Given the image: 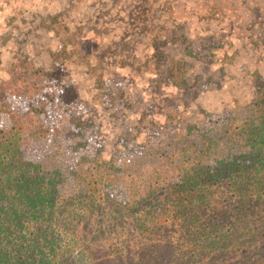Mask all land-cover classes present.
<instances>
[{
	"label": "rangeland",
	"instance_id": "374dc122",
	"mask_svg": "<svg viewBox=\"0 0 264 264\" xmlns=\"http://www.w3.org/2000/svg\"><path fill=\"white\" fill-rule=\"evenodd\" d=\"M260 73L264 0H0V127L21 123L25 156L68 195L95 160L130 201L198 147L241 152Z\"/></svg>",
	"mask_w": 264,
	"mask_h": 264
},
{
	"label": "trees",
	"instance_id": "16d2710c",
	"mask_svg": "<svg viewBox=\"0 0 264 264\" xmlns=\"http://www.w3.org/2000/svg\"><path fill=\"white\" fill-rule=\"evenodd\" d=\"M255 79L245 149L206 160L198 147L177 180L130 201L101 183L113 159L95 160L102 174L68 195L60 172L25 156L21 123L0 127V264H264V74Z\"/></svg>",
	"mask_w": 264,
	"mask_h": 264
}]
</instances>
